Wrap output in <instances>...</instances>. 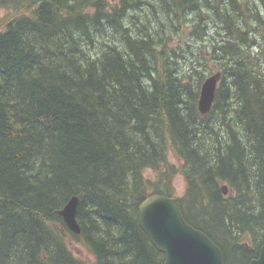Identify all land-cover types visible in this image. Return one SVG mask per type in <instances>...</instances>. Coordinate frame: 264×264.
Here are the masks:
<instances>
[{
  "label": "trees",
  "instance_id": "16d2710c",
  "mask_svg": "<svg viewBox=\"0 0 264 264\" xmlns=\"http://www.w3.org/2000/svg\"><path fill=\"white\" fill-rule=\"evenodd\" d=\"M0 264H164L151 194L249 264L264 245V0H0ZM173 45L171 46V44ZM221 73L208 115L205 80ZM181 163L170 162L169 153ZM156 173L155 180L145 173ZM78 197L73 233L59 215Z\"/></svg>",
  "mask_w": 264,
  "mask_h": 264
},
{
  "label": "water",
  "instance_id": "95a60500",
  "mask_svg": "<svg viewBox=\"0 0 264 264\" xmlns=\"http://www.w3.org/2000/svg\"><path fill=\"white\" fill-rule=\"evenodd\" d=\"M222 74L209 76L201 87L199 111L208 115L213 108ZM79 198L73 197L59 211L67 227L81 233L77 222ZM139 222L151 243L165 255L164 264H226L222 249L205 233L186 220L176 196L152 194L139 206ZM249 264H264V245Z\"/></svg>",
  "mask_w": 264,
  "mask_h": 264
},
{
  "label": "rangeland",
  "instance_id": "374dc122",
  "mask_svg": "<svg viewBox=\"0 0 264 264\" xmlns=\"http://www.w3.org/2000/svg\"><path fill=\"white\" fill-rule=\"evenodd\" d=\"M10 14V12H8L7 10H4L2 8H0V31L2 30V21ZM173 45V43L171 44V46ZM174 46V45H173ZM169 159L170 162L174 163L177 167L179 165H181V163L178 161V159L174 156V154L172 152L169 153ZM145 175L147 176L148 179H152L155 180L156 178V173L154 171L148 170ZM174 187L176 190V195L177 197H181L184 192H185V180L182 177V175H178L175 178L174 181ZM71 248L74 252V254L76 256H78L79 258L87 261L89 264L93 263V257L87 252V250L79 243L76 242H72L71 243Z\"/></svg>",
  "mask_w": 264,
  "mask_h": 264
},
{
  "label": "bare ground",
  "instance_id": "6f19581e",
  "mask_svg": "<svg viewBox=\"0 0 264 264\" xmlns=\"http://www.w3.org/2000/svg\"><path fill=\"white\" fill-rule=\"evenodd\" d=\"M217 92V91H216ZM201 96V95H200ZM200 100V99H199ZM199 103V102H198Z\"/></svg>",
  "mask_w": 264,
  "mask_h": 264
}]
</instances>
